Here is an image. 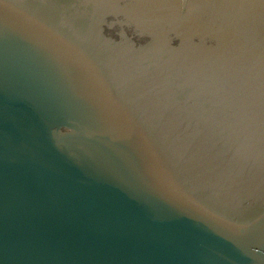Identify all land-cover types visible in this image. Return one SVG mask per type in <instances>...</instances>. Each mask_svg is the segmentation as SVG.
Wrapping results in <instances>:
<instances>
[{
	"label": "water",
	"instance_id": "1",
	"mask_svg": "<svg viewBox=\"0 0 264 264\" xmlns=\"http://www.w3.org/2000/svg\"><path fill=\"white\" fill-rule=\"evenodd\" d=\"M0 264H264V0H0Z\"/></svg>",
	"mask_w": 264,
	"mask_h": 264
}]
</instances>
